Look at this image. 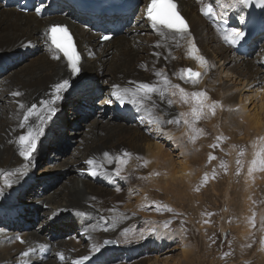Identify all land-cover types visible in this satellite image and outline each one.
Segmentation results:
<instances>
[{"label":"bare ground","instance_id":"1","mask_svg":"<svg viewBox=\"0 0 264 264\" xmlns=\"http://www.w3.org/2000/svg\"><path fill=\"white\" fill-rule=\"evenodd\" d=\"M204 1L207 0H201L199 3L197 0H177L180 13L189 24L190 37L176 40L159 37L151 28L150 22L143 17V3L134 15L138 24L126 35L111 38L104 44L97 42V35L91 29L73 22L74 17L71 15L54 14L37 18L32 13H19L0 1V62H12V66L9 65L5 73H0V172L14 173L7 177L13 181L11 187L5 186V176H0V224L10 226L8 230L6 226H0V264H113L115 258L127 249L131 252L154 251V261L152 258L145 261L134 259L133 264H201L200 256L193 253L191 245L185 243L186 240L179 233L176 237L170 236L162 231L159 225L156 228H152L150 224L145 227L146 222L134 218V209L131 208H137L135 203L141 204V199H134L136 201L133 203L134 201L127 197L129 194H126L130 190L143 189L144 186L137 185L145 183L149 188L157 185V190L165 193L168 192V186L172 187L169 191L188 195L189 199V188L195 180L191 178L192 181H189V178L195 175L197 181L202 179L201 169L206 156H203V159L199 154L203 149L210 148V138L217 136H209L208 131L202 132L196 141L192 142L189 139L192 133L183 119L180 125L163 122L159 127L155 122H148L149 119L167 121L177 118L173 105L167 103L168 99L174 100L179 110L190 111L189 104L182 103L179 96L170 95L171 89L166 93L165 99H161L156 93L152 94L155 108L151 107V102H147L144 108L133 106L127 102V96L125 103L121 104L111 93L114 85L121 91L125 88L134 90L138 83L163 88V78L156 75L157 72H162L172 84H179L187 92L205 91L213 101H218L224 108L219 111L222 112V117L219 112L211 117L205 116L209 118V122L204 117L203 127L207 124L209 131L214 134L212 131L219 128L223 117H227L231 119L227 122L233 121L229 125V131L234 142L249 139L250 146L255 139L253 146L259 148V138L264 137L261 134L264 129V42L257 47L258 42L251 40L248 56L231 51L222 43L221 35L201 16L200 9ZM231 3H234V0L215 2L216 17L230 18L231 15L233 23L244 21L246 15L241 14L238 4L235 8H226L222 14L218 5ZM236 15H239L237 19ZM55 19L73 23L72 30L81 57L80 72L75 76L71 75L63 58H52L46 43L45 30ZM189 38L199 49V53L207 59V69L201 68L187 55ZM260 38L264 39V35ZM184 68L202 73L198 83L180 79L181 69ZM230 73L237 76L236 80L241 84V88L232 85L231 79L234 77H231ZM65 79L69 81L68 87L59 93V100L53 101V85ZM250 84L254 85L253 89H257L251 90L252 94L242 93L246 86H251ZM256 85L259 87H255ZM86 86L92 88L76 97L78 102L69 107L65 124H62L70 94L79 91L77 88ZM13 92H19L21 95L13 96ZM95 92L99 94L97 102L107 103L98 108L97 113L93 104L96 100ZM253 98L257 100L258 104L253 106H256L257 110L250 113L245 102H250ZM42 101H47L54 108L57 103V112L47 113ZM83 103L89 108L88 111L84 110ZM21 104L25 106L23 109L20 108ZM33 104L37 106L38 113L45 114V120L41 124L40 119L33 116L26 126L21 128L19 125L23 113ZM119 108H125L128 112L127 121L123 115L117 113ZM234 109L240 114L234 115ZM87 119L91 122L84 126ZM138 119L142 121L139 122ZM61 125L65 129L64 132ZM145 125L150 126L153 133H145L142 129ZM39 127L43 128V133L37 139L35 151L25 160L20 155L22 146L17 140L19 136L26 135L29 128L36 130ZM58 131L63 133L57 140L52 141L47 149L48 156L43 159L46 164L37 179H32L31 175L45 149L46 136ZM218 132L230 137L227 131ZM225 136L223 138L228 139ZM155 139L159 140L160 145ZM166 142L170 143L169 150L160 147ZM198 143L201 146L196 148ZM125 151L132 156L123 166L120 176H117L115 160L108 163L103 154L107 152L112 158L122 157ZM88 159L96 161L97 170L102 174L90 175V166L85 163ZM145 160L149 162L146 166ZM227 176H230L227 179L230 186L228 183L224 184L222 200L224 205L232 208L226 209L224 205L220 208L221 213L217 217V220H220L217 229L219 233L217 232L216 238L225 242L228 237H235L245 245L252 232L247 217L254 216L251 205V216L246 214L251 196V183L244 177L242 183H235L231 195L228 188L234 186L233 174L230 172ZM173 183L176 184L174 187ZM194 184L196 183L193 182ZM199 184L194 185V188ZM255 184L261 186L257 179ZM221 185L211 184L209 191L205 193L211 197L219 194L217 188ZM192 188L193 186L191 190ZM188 199L186 201L190 203ZM170 205L172 206L171 203ZM173 209L175 214L173 211L164 212L174 215L182 213L176 208ZM240 210L245 211L242 220H246V224L234 230L229 227L231 232L227 228L228 223L226 226L225 224L229 220L231 223L235 221L228 217V213H233L240 219ZM137 211L140 212V206ZM14 218L17 224L13 222ZM20 219L23 224H19ZM258 220L259 225H264L259 216H256L254 230L258 228ZM202 224L204 226V223ZM156 229L157 234L154 232ZM256 235H259L258 240L256 239V242H259L262 236L258 231ZM173 237L180 243L181 257L157 259L158 254L170 252V246L174 243ZM108 240L119 241L120 248L117 251L121 249L123 252L118 254L114 248L106 249L104 243ZM256 250L264 261L263 252L260 251L262 249ZM43 251H47L46 257L41 256ZM25 252L28 253L27 256L23 254ZM83 257L87 259H82ZM210 264H213V261Z\"/></svg>","mask_w":264,"mask_h":264},{"label":"rangeland","instance_id":"2","mask_svg":"<svg viewBox=\"0 0 264 264\" xmlns=\"http://www.w3.org/2000/svg\"><path fill=\"white\" fill-rule=\"evenodd\" d=\"M256 42H258L256 44L258 47L259 45H261V43L264 42V39L262 38V40H261V38L260 39L258 38V39H256ZM19 58H20V56H19ZM19 61H21V60H19ZM230 75H232L231 77H234L233 79L229 78V79H231V81L233 80L232 85L235 87L241 88V84L237 82L238 80H236L237 76H235V74H232V73H230ZM234 80H235V82H234ZM216 85H218V84H216ZM250 85L251 86H249V88H248V86H246V88H244L242 90V93H244V94L251 93V90L257 89V88L253 89V86H254L253 84H250ZM86 87H88V86H86ZM255 87H259V86L256 85ZM82 88H84V87H82ZM91 88L92 87L89 86L88 89H91ZM76 92L77 91L72 92L70 94L71 96L67 100L66 109H65V112L63 115L62 124H65V120H66L67 113L69 111L68 110L69 107L72 104H76L78 102V101H76V97H75ZM40 96H42V95H40ZM43 96L49 97L50 95H43ZM213 100L214 99L212 97H209V102H211ZM254 104H258L257 100H255V98L251 99L250 102H248V101L245 102V105H246L248 111L249 110L251 111L250 113H253L254 111L257 110L256 106H255V108H253ZM172 105L174 107L176 116L178 117L179 113L183 112V110H179L177 108L178 104L176 105V103H173ZM222 108L223 107H221V106L217 107L215 110V115L217 112L222 111L224 109V108L223 109ZM55 109L57 110V103L55 104ZM234 110H235L234 115H236L237 113L240 114V112H238V111L236 112L237 109H234ZM250 113L248 112L247 114L249 115ZM211 115L212 114L209 115V113L206 114V116H210V117H211ZM219 116L222 117V112H219ZM205 118H206L207 122H209V120H208L209 118L208 117H205ZM213 120H214V118L212 119V121ZM228 120H231V119H229L227 117H223L222 121H220L219 128L218 129L215 128V129H217L218 131H227V133L229 134L228 136H230V137L225 136L223 134V132L220 133L217 130L212 131L214 133V134H212L209 131L207 124L204 125L205 127H203L204 118H202L201 120L196 122L195 126L199 129L203 128V130H202L203 133L208 131L209 136H213V135H216L217 137L218 136L219 137L225 136V138H228V139L223 138L221 140H217V137L216 138L211 137L210 141L212 140L211 141L212 144L210 141H209L210 142L209 144L210 145L215 144V145H218V147L205 148L206 150H208L209 153H206L207 151L205 149H203L199 154V150H198L199 156H201V157L206 156L205 160H204V166L201 169L202 173L201 172L200 173L202 174V178H203L204 174L207 173L209 176V180L200 186L202 179L197 181V178L195 175H194L195 177L193 176V177L189 178V181H192L195 179L193 181L194 183H196V184L200 183L199 185H197V187H200L199 190L197 191L196 190L197 187L194 188V185H196V184L193 185V182H192V185H191V186H193L192 190H191V186L189 188V191L191 192V194L189 195L191 200H190V198L188 199V195L183 196L182 193L169 191L172 189V187H169L167 184H166V186H168L167 190L169 193L168 192L165 193L163 191H158L157 185L150 186V188H149L148 185L144 183L143 185H137L138 187L144 186L143 189L139 188V190H130L126 194V196L129 194L130 196L128 195L127 197L129 199L131 198L130 200H132V202L134 201L133 203H135L136 200L141 199V201H140L141 204L135 203L137 205V208L136 207L131 208L132 210L134 209L135 213L130 209L131 212H133L134 218H137L139 221L142 220L144 223L146 222L147 224H145V227H147L148 224H150V226L151 227L153 226L154 228H156V226L159 225L162 228V231L168 233L170 236L172 235V236L176 237V235L179 233L180 236L184 240H186L185 243H187L188 245H191L190 248H193V251H194L193 253L200 256L199 259L201 260V264H210L211 261H213V264H263V262H264L263 259H260L261 254L259 255V252H257V250H256V249H262L260 251H262L263 252L262 255H264V251H263L264 245L261 244V240L264 239V225H261V223H260V225H261V227H260L259 220H258V228L254 230L255 222L254 223L250 222V218L247 217L248 222H249V227H250V230L252 232L250 233L251 235H250L249 241H247L248 238L246 239L247 242L245 243V245H243L241 243V240H238L235 237H231V239H230V237H228L227 239L224 240L225 242H222L220 240V238H216L217 232H218L217 229H218V226L220 223L219 222L220 220H217L218 219L217 217H218V215H220L222 206L224 205L223 200H222V192L224 190L223 189L225 186L224 184H226V183L229 184V182H230L227 180L230 177V176L228 177L227 174L230 172L233 174L232 179H233V183H234V186H232L233 185V183H232L231 184L232 187L228 188L229 191H231L230 194L231 195L233 194V191H234L233 187H235V183L238 182V184H239V181H241V183H242L244 180V177H245L246 180L251 183L249 185V188L251 187L250 188L251 196H250V202L248 201V206H247V212L248 213H246V214L251 216L250 212H249V205H251L255 219H256V216H259V219L261 220V222H264V211H263L264 210V172L257 171L254 173L255 175H252L251 177L248 175V167L250 166V162L252 161V159H254V154H255L254 152H256L255 150H257L258 147L253 146L255 139H254V141H252L250 146L248 145L249 139H247L244 142H234L232 140V137H231V132L229 131L230 130L229 125L233 121L227 122ZM86 121L87 122H84V126H87L88 122H91L90 119H87ZM181 123H182V119L180 120L178 125H180ZM61 126L63 127V125H61ZM224 126H226V127H224ZM142 129L145 131V133H153L152 132L153 130L151 129L150 126L149 127H147V125L142 126ZM64 130L65 129L63 127L62 131L64 132ZM63 132H60V131L53 132V133H50L46 136L45 149H43V152L41 153V156H40V160L37 162L36 167H35L32 175H31L32 179H37V177L40 175V172H41L40 170L46 164V163H44L43 159H45V157L48 156V150L47 149L53 143L52 141L57 140L60 137L61 133H63ZM154 133L157 134V132H154ZM261 134H262V136H264V129L261 132ZM253 137H255V136H253ZM235 138L237 139L238 136ZM156 140L157 139H155V141ZM156 142L159 143V140H157ZM201 142L203 143V141H201ZM158 145H160V143ZM200 146H201L200 143L195 145L196 148H198ZM160 147H164L165 149H168V150L171 148L169 142L163 143L162 146H160ZM241 151H243V155H239V153ZM209 154L214 156L215 159L209 161V159H208ZM60 157H62V156H60ZM204 157H203V159H204ZM237 160L240 161L239 165H237V163H236ZM221 161H223L226 164V166H227L226 168H222L220 166ZM229 161H231L232 164H230ZM242 164H243V167H242ZM142 167H144V166L142 165ZM241 167L243 169H241ZM238 168H239V174H237ZM159 171H161V169H159ZM222 172H224V174H221ZM191 178H192V180H190ZM224 178L226 180H224ZM254 179L255 180L257 179L258 183L261 186H256ZM209 182L211 184H216V185L223 184L217 188L219 194L213 195L211 197L205 193L207 190L209 191V189H210L211 184ZM172 185L174 187V185H176V184L173 183ZM229 186H230V184H229ZM154 188H156V189H154ZM169 188H171V189H169ZM148 190L149 191L151 190L150 191L151 193ZM220 191H221V193H220ZM154 192L157 193L158 197L156 196V193H154ZM247 193L249 194V191H247ZM166 194L168 196H166ZM262 195H263V198H261ZM254 196H256L257 199ZM165 197L166 198L168 197L167 198L168 200L163 199ZM259 198H260V200H259ZM134 199H136V200H134ZM187 199H188V201H191V202L190 203L187 202L186 201ZM147 200H149V201L151 200V201L149 202ZM253 200H255V201L257 200L256 203H253L252 202ZM143 201H145L147 203L144 204ZM170 203L172 204V206L170 205ZM187 203L189 205H187ZM193 203H194V205H192ZM138 204L140 206V212H142V213L137 211V209H139ZM164 206H167V208H171L174 214H175V212H174L173 208H176V210L178 209V211H181L182 213L180 215H174L173 213L167 214L164 212V210H167ZM224 207H226V209L232 208V207H230V206L228 207L226 205H224ZM142 209H144V210H142ZM136 211L138 213H136ZM239 213H240V219L236 218L237 215L234 216L233 213H228V217L231 219H234V221H235L234 223H231L230 220L228 222H226L225 226L228 223L227 228L230 231H231V229L234 230V228H238V227L242 226V224H246L245 223L246 220L245 221L242 220L243 215L245 214V211L240 210ZM209 214H211V215H209ZM202 223H204V226H202L203 225ZM1 225H3V224H0V226ZM165 225H167V227H165ZM256 225H257V223H256ZM257 231L262 236V238L260 239L259 242H256V239L258 240V238H259V235H256ZM154 232L157 234V232H158L157 229ZM65 239H67V238H65ZM175 239L178 240L177 238L173 239L174 243H173V245L170 246V249H169L170 252L165 253V254H158L157 259L161 260L163 258L165 259L166 257L168 259L172 258V257H181L182 248H179L180 243H178V241L176 242ZM253 240H254V242H253ZM104 244L106 245V247H105L106 249L109 248L108 250H111L112 248H114V251H117V249L120 248V245H119L120 243L117 240H108V241H105ZM167 249H168V247H166V250ZM195 250L197 251V253ZM120 252H123V251L120 249ZM153 252L144 251V252H137V253H133V252H129V253H125V254L123 253L124 255L122 257L119 256V257L115 258V261L113 264H119V263L126 264L127 262H128L127 264H133L135 260L138 261V260L143 259L145 261L149 258L150 259L152 258V261H154V258H153L154 253ZM117 253H118V251H117ZM226 253H227V255H225ZM124 257H125V259H124ZM258 259H260V261ZM123 260H125V262H123ZM257 260L260 263H258Z\"/></svg>","mask_w":264,"mask_h":264},{"label":"snow or ice","instance_id":"3","mask_svg":"<svg viewBox=\"0 0 264 264\" xmlns=\"http://www.w3.org/2000/svg\"><path fill=\"white\" fill-rule=\"evenodd\" d=\"M197 2L199 3L201 2V0H197ZM248 3H250V0H234V3H231L229 5L219 4L218 6L222 9L223 14V11L226 10V8H235L237 4L246 7ZM257 3L258 6L264 7V0H257ZM200 11L205 17L215 18L217 16V13L215 12L211 3L202 6ZM36 12L37 14L40 13L39 7L36 8ZM145 15L147 21H149L151 24V28L158 34L159 37L165 39L170 37L174 40L184 39L186 36L190 37L189 26L185 18L179 12L178 5L175 0H150V2L146 6ZM243 37L244 33L235 27L225 29L222 34V39L224 40V42L231 46H235ZM101 39L110 40L111 37L105 35L102 36ZM45 40L49 46L52 58L56 60L63 58V60L66 61V67L70 70L71 75H77L80 72L81 57L73 41L72 34L69 32L67 27L60 25L50 26L45 31ZM188 43L189 47L187 55L191 59L195 60L201 68L207 69V59L199 53V49L191 41L190 38ZM156 75L161 76L163 78V88L148 83H138L134 90L125 88L123 89V91H121L118 86L114 85L111 95L115 97L116 100H118L121 104L125 103L127 96V102L132 104L133 106L144 108L147 102H151V107L155 108L156 104L155 101L152 100V94L156 93L161 99H165L166 93H168L169 89H171L170 95L179 96V99L182 103L190 105V111L179 113V116L175 119H170L167 121H160L159 119L153 121L152 119H149L148 122H155L159 127V125L163 122H166L168 124H179L180 120L183 119V122L188 127L189 132L192 133L189 139L192 142H195L196 139L202 134V130L195 126L196 122L204 118L207 113H211L214 115L216 108L220 106L219 102H209L208 94L205 91H185V89L181 88L179 84H172L162 72H157ZM201 75V72L194 71L191 68H184L181 69L180 79H187L193 84H195L198 83L199 77ZM68 84L69 81L65 79L62 82H58L53 85V101L60 99L59 93L66 89L68 87ZM12 95L19 96L21 94L19 92H13ZM41 103L46 106L47 113H55L56 109L52 107L51 104H49L47 101H42ZM167 103L168 105H172L173 103H175V101L172 99H168ZM24 107L25 106L23 104L20 105V108L23 109ZM36 107L37 106L33 104L31 107L27 108L26 111L23 113V119L19 125L21 128H24L30 118L33 116H37L38 119H40L41 124H43L45 120V114L38 113L36 111ZM42 133V127H39L36 130L29 128L26 135L19 136L17 143L22 146L20 155L23 156L25 160L29 159L32 152L35 151L37 139ZM221 139H223V137H217V140ZM259 139L261 142L260 146L255 152L254 159H252V161L250 162V166L248 167V175L250 177L253 175L254 172H264V137H260ZM210 147H218V145L214 144L210 145ZM103 155L104 159L108 163H112L113 159L115 160L117 164V170L115 172V175L117 176H120L121 172L123 171V166L127 164L128 159L132 156V154L127 151L123 152L122 157L116 156L112 158L107 152H105ZM239 155H243V151H241ZM137 159L141 158L137 157ZM208 159L209 161H211L215 159V157L209 154ZM85 163L90 166V175L97 176L98 174H102L97 170L96 161L94 159H88ZM148 163V161H144L145 166ZM236 163L237 165H239L240 161L237 160ZM220 166L222 168L227 167L223 161H221ZM237 174H239V168L237 169ZM12 175H14V173L6 174L4 172H0V176H5V186L11 187L13 181L7 177ZM208 179L209 176L207 173H205L201 183H206ZM196 190L198 191L199 189L197 188ZM164 207L167 209V211H172L171 208H167V206ZM78 214L84 215V213ZM250 222L254 223V216L253 218H250ZM165 227H167V225H165ZM17 239L20 238L17 237ZM261 244L264 245V239L261 240ZM23 254L25 256L28 255L27 252ZM225 255H227V253ZM61 259H63L62 255ZM82 259H87V257H83Z\"/></svg>","mask_w":264,"mask_h":264},{"label":"water","instance_id":"4","mask_svg":"<svg viewBox=\"0 0 264 264\" xmlns=\"http://www.w3.org/2000/svg\"><path fill=\"white\" fill-rule=\"evenodd\" d=\"M77 90H79V91H80V90H81V88H77ZM77 96H78V95H77Z\"/></svg>","mask_w":264,"mask_h":264}]
</instances>
